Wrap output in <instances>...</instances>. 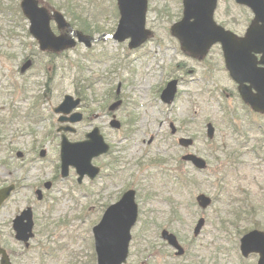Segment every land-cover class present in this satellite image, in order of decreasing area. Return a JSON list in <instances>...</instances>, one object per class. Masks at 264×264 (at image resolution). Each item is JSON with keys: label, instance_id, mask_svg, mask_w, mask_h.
<instances>
[{"label": "flooded vegetation", "instance_id": "obj_1", "mask_svg": "<svg viewBox=\"0 0 264 264\" xmlns=\"http://www.w3.org/2000/svg\"><path fill=\"white\" fill-rule=\"evenodd\" d=\"M10 8L17 10V0L6 4L4 10L0 7V11L9 13L11 20L19 18V21L26 22V34L32 38V44L38 45L24 16ZM181 10L184 13L183 4L176 6L174 12L169 10L166 23L173 19L169 26L171 28H154L152 37L147 38L144 44L132 48L129 46L130 40L123 41L129 52L122 55L121 64L115 62L116 67L108 71L107 78L99 77L95 81L98 83L100 80L105 84L104 94L99 97L94 95L90 100L86 91L93 83L79 82L80 88L74 94L78 104L74 112L68 115L56 112L65 99L64 93L49 105L48 114L45 115L42 107L43 102L51 99L55 92V67H58V72L61 57L66 55V51H41L38 45L35 54L33 51L26 53L21 60L18 75L25 81L22 92L26 94L30 89V76L33 75L26 76L30 70L35 76H42L39 86L44 90L34 94L32 106L23 116L25 120L30 121L29 114H41L40 120L32 122L37 125L55 116L56 119L45 131V137L56 141L58 146L64 134L71 141H84L88 133L94 130L103 135L107 145L105 152L93 157L90 175H85L82 181L76 167H70L67 176H63L59 150L55 165L52 168L46 165L45 170L40 167L39 173L45 176L28 187L37 198L40 193L43 199L71 182L73 192L78 196L79 217L83 219L85 214L89 215V222H76L72 230L75 231L74 235L70 233V237L77 239V251L68 250L69 244L62 243L50 253L66 251L64 255H69L67 264H97L93 228L106 219V226L102 227L110 230L108 236H111V242H122L123 237L112 233V229L125 228L121 220L126 219L129 209L134 207L137 208L138 217L132 227V245L138 242L140 264H258L260 261L258 253L243 256L240 241L236 238L221 245L218 254L207 253L205 247L204 257H201L198 254L201 251L198 249L201 236L187 237L179 230L189 229L193 224L195 207L189 183L194 165L184 156L188 153L201 155L195 148L196 135L193 134L194 130L200 133L196 124L201 122L204 123L205 142L209 147L202 156H209L219 164V173L212 179L218 184L214 182L209 185L205 193L213 198L239 194L244 200L240 204H250L256 211L254 217L262 219L261 224L264 225V162L256 160L260 157L257 154L244 152V165L239 161L241 154L237 152L245 149L264 150V13L261 9L258 13L253 6L237 0H218L214 20L226 32L224 40H214L204 46L208 35L218 32L216 29L210 31L209 23H205L203 33H197V36L203 37L192 38L194 46L191 48L183 45L179 37L184 31L173 30L174 24L183 18L182 15L178 19ZM102 33L90 35L100 37ZM191 33L194 35V31ZM168 35L169 40L166 41ZM201 44L203 46H199ZM11 57L15 58L16 55L11 54ZM34 68H37V72H34ZM210 111L218 122L205 116ZM13 114L20 117L17 109L13 110ZM210 124L214 127L212 138L208 135ZM230 134L237 137L234 145H238L233 148L224 142V138L231 137ZM183 137H192L194 144L188 147L181 145L179 140ZM43 150H46L45 157L41 156ZM19 151L16 152L17 160L24 159L25 153L21 151L19 154ZM48 151L47 146L40 142L34 147L33 158L26 165L37 167L40 162L46 161ZM37 153L39 156H36ZM232 155L235 157L232 158ZM208 167L209 163L206 170ZM183 179L186 182L185 196L178 189ZM11 183L16 185L15 192L21 191L19 180L3 182L0 189ZM67 192H71V189ZM130 195L134 198H130ZM86 207H89V213L84 212ZM35 214L34 208V217ZM201 216L206 217L207 225L209 216L200 214L198 218ZM39 224L35 218L32 242L39 235L44 237L49 230V223L41 231L38 230ZM87 224L89 227L86 230L84 225ZM136 229L140 230V235L134 233ZM0 230L2 245L12 264H16L19 253L4 237L1 227ZM81 230L87 231L88 238L81 235ZM167 234L177 237L183 248L182 253L179 254V250L169 243ZM32 242L27 247L18 243L27 252L34 245Z\"/></svg>", "mask_w": 264, "mask_h": 264}, {"label": "rangeland", "instance_id": "obj_2", "mask_svg": "<svg viewBox=\"0 0 264 264\" xmlns=\"http://www.w3.org/2000/svg\"><path fill=\"white\" fill-rule=\"evenodd\" d=\"M11 0H1V10ZM42 3H47L52 8L57 5L60 6V10L67 16V19L78 20L77 14L80 17H85L92 20V23L98 21L105 29H115L120 18V15H116V0H41ZM179 0H149V10L147 21L149 27L155 26L156 29L165 30L168 28L166 25V12L165 19H159L158 17L162 13V8L168 4L167 10L174 12L176 5L180 7ZM20 2V0H18ZM74 8V11L72 10ZM15 12V9H14ZM168 12V11H167ZM18 13V10L15 12ZM180 19L183 15L178 14ZM9 13L0 11V185L3 182L9 183L10 181L19 180L21 183V191L15 192L12 197L4 204L0 209V227L3 231L4 237L11 243V246L19 253L16 264H67L68 256L64 255L61 250L57 251L56 256H44L45 250L55 248L62 243H68L69 249L77 251V239L70 237V233L75 227L76 222L86 221L89 222V215L85 214L83 219L79 220L78 211V196L73 192V185L70 182L69 187L56 189L55 191L47 194L42 200H38L36 195L29 191V185H35L37 180H40L45 176L44 173H39L40 167L52 165L58 160L60 146L56 141L45 137V131L48 129L51 122L56 119L52 116L51 119L46 118L37 125H32L23 118L24 114L32 106L34 101V94L43 92V87L39 86V82L42 76H35L30 70L27 77L30 75L29 91L24 94L22 92V85L25 81L18 75L19 68L21 67V60L26 53H33L38 50V45L32 44V38L29 37L26 32L28 30L26 22L19 21V18L11 20ZM28 23V22H27ZM76 23V22H74ZM160 24V26H159ZM53 29L57 31V26L53 23ZM170 28V27H169ZM12 30L14 33H11ZM169 40V35L168 39ZM24 47L23 49H21ZM129 52L127 44L124 42H117L113 39L103 40L94 44L91 48H86L82 44H78L72 50L66 51V55L61 57L60 69L55 67L56 86L55 92L51 99L43 102L42 107L45 110V115L49 112V105L64 94H75L80 88L77 83L82 80V83H93L92 87L86 91L87 98L90 100L97 95L104 94L105 84L100 80L96 83V79L99 77L107 78L108 71L116 67L115 62L121 64V57L124 53ZM11 54L16 55L15 58L11 57ZM100 58L102 61H95ZM63 65V67H62ZM117 67H120L117 65ZM25 70H28L25 69ZM37 72V68H34V72ZM80 79V80H79ZM84 80V81H83ZM94 81V82H93ZM58 83L60 88L58 90ZM17 109L20 117H14L13 110ZM209 116L211 119H215L218 122V118H215L214 114L210 111L205 113V116ZM3 121L4 123H1ZM196 129H200V133L193 131L196 135V150L201 152V155L206 154L209 147L206 145L207 140L205 135L204 123L196 124ZM231 137L224 138V142H227L231 148L237 146L234 145L237 141V137L234 134H230ZM219 137V134H218ZM218 139V138H217ZM241 141V140H239ZM40 142L44 143L49 149L46 156V161L39 163L37 167H31L26 165L31 158H33V149ZM239 143V142H238ZM163 147V146H162ZM21 150L25 153V158L17 160L16 152ZM35 156V153H34ZM36 156H39L37 153ZM208 160H213L211 157H207ZM22 164L24 167H21ZM210 170H206L204 173H200L194 170V176L201 183L205 184L202 190H208L209 185H213L215 174L219 173V165L213 164L210 166ZM52 170V169H51ZM208 173V174H207ZM52 175V173H51ZM208 181H211L209 183ZM216 181V180H215ZM71 189V192H67ZM194 196L198 194L196 187L194 188ZM67 193V194H66ZM230 198H224L214 204L213 208L207 210L209 220H216L218 211H223L226 214V210H230ZM27 205H31L36 209V220L39 224L38 230L41 231L47 223L50 224L49 230L44 237L37 236L32 244V248L25 252L24 247L21 246L14 239V232L12 229V220L18 215L22 209ZM89 207L84 210L85 213H89ZM194 222V220H193ZM214 224V223H213ZM213 224L208 223L205 230V238L201 242L202 245L212 243L218 245L220 239L223 237L222 233L214 227ZM85 229H88V224L84 225ZM182 235L189 236L192 232L188 230H179ZM193 231V230H192ZM75 231L72 232L74 235ZM139 229H136L134 233L138 235ZM81 235H85L88 238V233L85 230L80 231ZM140 235V234H139ZM48 237V238H47ZM40 241H43L41 246ZM213 246V245H212ZM74 247V248H73ZM81 247V244H80ZM79 247V248H80ZM138 242L132 245L131 259L140 263L138 251ZM24 251V252H23ZM211 252V251H210ZM73 254L72 252H68ZM204 252L199 251V255L204 257ZM54 255V254H52ZM74 258V257H72Z\"/></svg>", "mask_w": 264, "mask_h": 264}, {"label": "water", "instance_id": "obj_3", "mask_svg": "<svg viewBox=\"0 0 264 264\" xmlns=\"http://www.w3.org/2000/svg\"><path fill=\"white\" fill-rule=\"evenodd\" d=\"M119 10L121 13V18L117 27V32L114 37L117 40H125L130 38L131 45H139L147 36L148 30L146 28V12L148 7V0H117ZM203 0H184L185 4V17L178 29L181 31L183 27L185 28L182 37L185 41L186 46H190L191 48L194 46L192 42V38L203 36H197L195 33L196 29L205 30L204 24L205 20L208 18L211 20V15L213 13L215 7V1L211 0L209 8L203 10L202 5H199V12L195 13L196 23L193 26H187L186 22L188 20V15L192 14L191 7L195 3H201ZM241 2H245L254 7V9L259 13L260 9L264 13V4L263 0H239ZM23 13L31 22V32L39 40L42 49H51L55 51H60L68 47H73L76 44L74 37L72 36V32L64 35H55L51 28V19L52 16L55 18L58 23L59 28H69L72 29L71 25L66 21L65 16L61 12H54L53 15L50 14V11L45 6H40L38 0H22L21 3ZM200 22V24H199ZM208 21L209 30L214 29L215 26ZM206 23V24H207ZM217 30V29H216ZM186 31H194V35L188 34ZM76 36H78L79 41H84L87 45H91V42L95 40L91 36L84 35L79 31L74 32ZM223 30L217 33H210L208 35V40L204 44V46L209 45L214 40H224L223 38L226 36ZM108 37V35H104L103 38ZM200 46H203L201 44ZM78 104V100L74 99L73 96L67 95L65 101L60 105L57 109L58 112L70 113ZM213 128L210 126L209 134L212 136ZM102 136L98 134L96 130L92 131L88 134V139L83 142H71L66 136H64L62 141L61 148V165L62 172L65 176L68 173V169L70 166H74L77 168L78 173L83 176L85 173H89L91 171V160L95 155H98L106 150V146L104 141L102 140ZM186 144L192 142L191 139L184 141ZM21 154V153H19ZM44 155V153H42ZM188 158L192 159L195 164L198 166L203 165V160L190 155ZM15 189V185L11 184L7 187L0 189V207L2 204L11 196V193ZM39 198H41V194L39 193ZM199 200L201 204L206 206L208 203V199L205 196H200ZM136 220V210L135 208L129 209L128 217L122 219L126 225L125 232L129 233L132 225ZM34 227V218H33V209L31 207H27L24 209L19 215H17L13 220V229L15 231V237L17 240L24 242L26 245H29L30 239L34 237L33 232ZM117 230H115L116 232ZM104 229H100L97 232V243H98V252H99V264H121L127 259L128 256V244L130 241V236L127 241L122 242L121 244L115 245V248H110L109 252H115L116 249H120L121 251L124 249L123 258L115 261L108 260V245L107 239H101L104 235ZM258 232H251L246 235L242 239V251L244 254H249L251 252H259L261 253L260 264H264V237H260ZM0 256L1 261L0 264H11V260L9 254L6 249H4L1 245V234H0Z\"/></svg>", "mask_w": 264, "mask_h": 264}, {"label": "trees", "instance_id": "obj_4", "mask_svg": "<svg viewBox=\"0 0 264 264\" xmlns=\"http://www.w3.org/2000/svg\"><path fill=\"white\" fill-rule=\"evenodd\" d=\"M56 8L60 9V6L57 5ZM72 10L74 11V8H72ZM77 18L78 20H75V21L74 19L72 20V24L73 25L77 24V27L83 32L94 33V32L112 31V29L111 30L105 29L104 26H101L98 22L92 23L89 19L85 17H80L79 14H77ZM245 232L246 230L242 231V233H245Z\"/></svg>", "mask_w": 264, "mask_h": 264}]
</instances>
